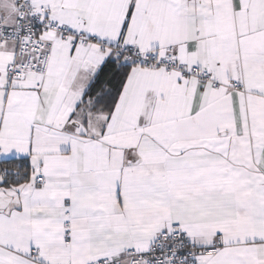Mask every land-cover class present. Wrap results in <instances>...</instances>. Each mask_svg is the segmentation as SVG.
Returning <instances> with one entry per match:
<instances>
[{"label":"snow or ice","instance_id":"1","mask_svg":"<svg viewBox=\"0 0 264 264\" xmlns=\"http://www.w3.org/2000/svg\"><path fill=\"white\" fill-rule=\"evenodd\" d=\"M0 264H264V0H0Z\"/></svg>","mask_w":264,"mask_h":264}]
</instances>
